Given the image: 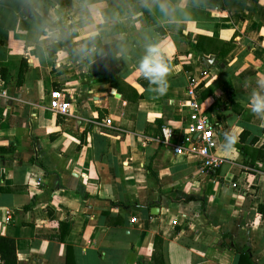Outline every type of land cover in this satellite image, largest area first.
I'll use <instances>...</instances> for the list:
<instances>
[{"label":"crops","instance_id":"0c3cea01","mask_svg":"<svg viewBox=\"0 0 264 264\" xmlns=\"http://www.w3.org/2000/svg\"><path fill=\"white\" fill-rule=\"evenodd\" d=\"M149 55L164 76L141 69ZM191 79L220 160L205 169L183 141ZM257 94L264 0H0V235L16 264H264Z\"/></svg>","mask_w":264,"mask_h":264},{"label":"built area","instance_id":"2783aa9c","mask_svg":"<svg viewBox=\"0 0 264 264\" xmlns=\"http://www.w3.org/2000/svg\"><path fill=\"white\" fill-rule=\"evenodd\" d=\"M185 92L189 96L186 103L189 112L183 141L189 144L188 150L195 154L199 168L205 169L216 166L220 160L214 153L216 148L214 128L209 119L199 111V98L194 79L189 81ZM49 105L54 111L65 112L68 103L62 100L61 93L56 90L50 93ZM170 132V128L166 125L159 128V138L162 143L167 144L169 142ZM184 150L181 145L174 147L176 153H183Z\"/></svg>","mask_w":264,"mask_h":264},{"label":"clouds","instance_id":"9594fccd","mask_svg":"<svg viewBox=\"0 0 264 264\" xmlns=\"http://www.w3.org/2000/svg\"><path fill=\"white\" fill-rule=\"evenodd\" d=\"M152 51V49H149L150 53ZM141 69L147 70L148 73L153 74L157 78L164 76L166 73V66L152 58L151 55L146 56L141 62ZM252 111L257 114L264 113V96L257 94L253 97ZM234 143L235 139L231 135L226 134L224 147L230 149Z\"/></svg>","mask_w":264,"mask_h":264},{"label":"trees","instance_id":"16d2710c","mask_svg":"<svg viewBox=\"0 0 264 264\" xmlns=\"http://www.w3.org/2000/svg\"><path fill=\"white\" fill-rule=\"evenodd\" d=\"M214 102H216V100H214ZM239 149L245 156H248L251 160H253L247 147L240 146ZM0 264H16L15 244L13 238L11 237L0 235Z\"/></svg>","mask_w":264,"mask_h":264}]
</instances>
